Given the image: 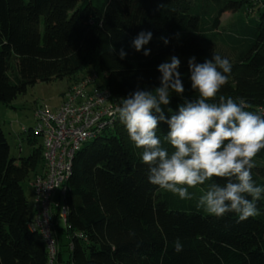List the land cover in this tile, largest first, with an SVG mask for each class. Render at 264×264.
Returning <instances> with one entry per match:
<instances>
[{
  "label": "trees",
  "instance_id": "1",
  "mask_svg": "<svg viewBox=\"0 0 264 264\" xmlns=\"http://www.w3.org/2000/svg\"><path fill=\"white\" fill-rule=\"evenodd\" d=\"M227 11L244 14L239 30L252 36L240 58L232 40L206 45ZM141 31L153 34L145 46L148 56L132 47ZM213 52L232 65L215 98L242 99L246 110L264 115V0H0V102L9 106L30 86L72 79L89 67L103 75L116 99L137 87L154 90L160 86L157 66L175 55L185 92L172 93L168 106L177 108L199 96L191 88L188 59L203 63ZM168 130L161 122L157 136L172 151ZM26 133L39 136L31 127ZM142 151L118 118L110 132L77 152L67 183L66 223L60 226L58 218L55 225V264H264V193L255 217L215 218L197 210L196 202L223 180L213 177L189 188L192 199H180L149 182ZM254 160L253 179L264 187V149ZM39 163L42 145L19 160L11 156L0 122V264H49L46 244L31 227L23 187ZM177 238L183 244L179 253L173 250Z\"/></svg>",
  "mask_w": 264,
  "mask_h": 264
},
{
  "label": "clouds",
  "instance_id": "2",
  "mask_svg": "<svg viewBox=\"0 0 264 264\" xmlns=\"http://www.w3.org/2000/svg\"><path fill=\"white\" fill-rule=\"evenodd\" d=\"M152 38L151 31H141L132 40V47L148 56L151 50L145 46ZM161 39L165 45L169 43ZM126 56L121 48L120 59ZM180 65L175 55L159 64L160 86L154 90L137 87L120 98L115 114L130 140L143 150L141 159L151 184L187 200L192 199L189 188L220 178L223 184H211L200 195L197 210L218 219L229 213H236L239 221L255 217L259 214L256 201L264 187L256 185L252 170L255 156L264 149V115L246 110L248 105L242 99L236 102L232 97H221L218 103L209 102L227 83L232 69L227 58L213 52L203 63H197L194 56L188 59L191 88L199 96L185 98L174 114L166 116L164 109L171 103V94L183 96L185 92ZM161 122L168 125L165 140L172 151L163 147L157 136ZM173 250L183 251L179 238L173 241Z\"/></svg>",
  "mask_w": 264,
  "mask_h": 264
},
{
  "label": "built area",
  "instance_id": "3",
  "mask_svg": "<svg viewBox=\"0 0 264 264\" xmlns=\"http://www.w3.org/2000/svg\"><path fill=\"white\" fill-rule=\"evenodd\" d=\"M101 76L87 68L71 79L56 108L40 106L33 113L35 125L31 128L43 139V165L30 181L35 200L31 227L46 244L49 264H55L58 252V218L66 223L65 198L73 159L86 142L110 132L118 119L115 108L120 100L103 85ZM261 111L264 113V107Z\"/></svg>",
  "mask_w": 264,
  "mask_h": 264
},
{
  "label": "rangeland",
  "instance_id": "4",
  "mask_svg": "<svg viewBox=\"0 0 264 264\" xmlns=\"http://www.w3.org/2000/svg\"><path fill=\"white\" fill-rule=\"evenodd\" d=\"M244 14L241 12L235 13L227 11L222 15L221 25L216 32L214 40L206 45L221 44L224 41L232 40V45L235 42L233 48L237 50V57L240 58L246 50L249 48L252 36L248 37L240 32V21L244 19ZM231 44V41L228 42ZM92 67H89L91 69ZM71 82L70 79L55 80L49 83L39 82L34 86H30L27 92L19 95L12 104L5 105L0 102V122L1 127L7 137L10 145L11 156L19 160L20 157L29 156L34 147L42 144V136L29 135L23 131L24 128L34 127V110L40 106H48L51 109L56 108L61 100L63 93L67 90L68 85ZM101 82H105L103 75L101 76ZM210 103H218L217 98L209 101ZM175 112L176 107L167 106L164 111ZM35 137V138H34ZM34 142V145L31 144ZM42 164L39 163L34 171H32L29 177L23 183L24 191L29 199L30 212L33 208L34 192L30 186V181L35 176L36 172H41ZM60 226L63 225L62 220H59ZM59 237V236H58ZM60 239V238H59Z\"/></svg>",
  "mask_w": 264,
  "mask_h": 264
},
{
  "label": "crops",
  "instance_id": "5",
  "mask_svg": "<svg viewBox=\"0 0 264 264\" xmlns=\"http://www.w3.org/2000/svg\"><path fill=\"white\" fill-rule=\"evenodd\" d=\"M34 192V191H33ZM34 206H35V200H34V197H33V208H32V211L34 210ZM31 211V212H32Z\"/></svg>",
  "mask_w": 264,
  "mask_h": 264
}]
</instances>
